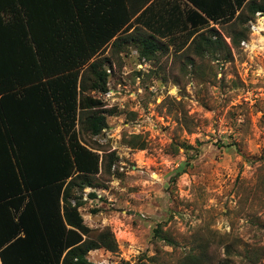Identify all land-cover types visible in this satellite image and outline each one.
<instances>
[{"label": "rangeland", "instance_id": "374dc122", "mask_svg": "<svg viewBox=\"0 0 264 264\" xmlns=\"http://www.w3.org/2000/svg\"><path fill=\"white\" fill-rule=\"evenodd\" d=\"M235 16L212 25L227 44L214 52L197 54L187 34L157 63L113 52L111 92L90 94L111 110L108 127L79 137L100 162L98 185L75 193L79 212L90 238L109 229L117 243L89 251L93 264L108 252L123 264L190 254L203 255L197 264H264V18ZM238 32L246 37L233 47ZM73 61L61 53L55 63L66 72ZM132 136L145 148L127 144Z\"/></svg>", "mask_w": 264, "mask_h": 264}, {"label": "trees", "instance_id": "16d2710c", "mask_svg": "<svg viewBox=\"0 0 264 264\" xmlns=\"http://www.w3.org/2000/svg\"><path fill=\"white\" fill-rule=\"evenodd\" d=\"M187 1L198 9L193 11L198 22L207 26L209 21L229 22L237 12L235 20L245 13L244 21L264 12V0ZM26 7L25 0H0V259L2 264H93L89 251L115 250L117 243L109 229L90 238L94 230L79 212L84 202L75 193L97 186L94 175L100 168L98 154L79 137L98 136L108 127L106 114L111 110L90 94L108 90L111 60L96 58L84 67L91 50L79 56L78 63L68 64L66 72L61 65L46 63L56 50H43L35 40ZM197 31L194 26L188 38ZM245 37V32L230 35L232 46ZM156 39L151 34L140 38V59L157 63L166 55L167 44ZM190 44L197 54L227 47L210 25ZM136 138L126 143L144 149L145 143H136ZM106 157L101 163L109 171L117 157L114 152ZM88 195L96 197L94 192ZM155 234L173 241L161 228ZM200 260L202 254H190L183 264Z\"/></svg>", "mask_w": 264, "mask_h": 264}, {"label": "crops", "instance_id": "0c3cea01", "mask_svg": "<svg viewBox=\"0 0 264 264\" xmlns=\"http://www.w3.org/2000/svg\"><path fill=\"white\" fill-rule=\"evenodd\" d=\"M25 4L35 40L43 50H56L45 60L49 63H55L66 49V57L71 56L74 63L91 50L94 53L89 63L104 57L112 62L115 49L121 59L136 54L137 64L143 65L148 61L138 56L141 37L154 35L172 49L194 26L197 34L215 25L212 21L208 26L201 25L193 12L198 9L187 0H25ZM127 50H131V56Z\"/></svg>", "mask_w": 264, "mask_h": 264}, {"label": "built area", "instance_id": "2783aa9c", "mask_svg": "<svg viewBox=\"0 0 264 264\" xmlns=\"http://www.w3.org/2000/svg\"><path fill=\"white\" fill-rule=\"evenodd\" d=\"M258 16H260L262 19L264 18V13H261V12H257L256 13ZM111 92V90H108L107 92H105L108 96V94ZM97 250V249H96ZM101 261H95L94 264H123L122 262L123 261H126V260H122V259H119L117 260V258H113L111 256V253L108 252V257L104 258V257H101ZM0 264H1V259H0Z\"/></svg>", "mask_w": 264, "mask_h": 264}]
</instances>
